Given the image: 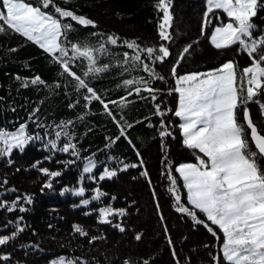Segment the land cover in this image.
<instances>
[{
	"label": "trees",
	"instance_id": "16d2710c",
	"mask_svg": "<svg viewBox=\"0 0 264 264\" xmlns=\"http://www.w3.org/2000/svg\"><path fill=\"white\" fill-rule=\"evenodd\" d=\"M28 2L35 4L36 0ZM55 3L94 22V25L82 26L65 20L73 24L67 37L71 43L96 46L108 35L119 37L117 46H109L110 55L100 57L101 64L112 67L90 81L97 94L105 100H117L127 96L128 90L120 87L124 79L137 76L148 78V74L141 70L121 75L119 63L125 51L131 54V50L123 46L124 40H135L141 47L163 43L158 37V23L163 15L156 8L158 0H55ZM171 11L174 39L169 47L172 55L163 64L156 65V72L165 79L152 81L162 95L156 102L133 95L128 98L131 102L124 109L118 105L110 106L118 120L123 116L125 121L134 125L128 130L127 138L122 137L111 147L106 145L110 143V138L119 135V129L103 107L95 101L85 105L83 96L86 93L78 91L74 80L65 75L61 66L38 45L11 31L0 33V130L13 132L21 124H26L27 134L39 133L43 137L45 128H38L32 118L34 110L38 108L36 115L39 122L46 126L49 133H54L55 126L61 121L74 122L68 130L80 152L77 160L68 153L53 152L50 147H45L47 139L55 138L53 134L46 139L31 141L22 152L14 150L10 157L13 161L11 165L8 158L0 157V181L4 178L8 180V184L0 188L2 198L11 203L17 195L32 197L30 205L24 204L28 209L24 213L18 210L9 213L0 209V235L14 231V224L7 229L3 225L8 221L15 222L18 217H23L25 227L9 245L0 246V253H11V259L0 261V264H51L61 256L66 259L80 258L89 264H124L125 260L142 264L145 259L149 264H214L212 257L217 254L221 255L224 264L220 252L223 235L219 229L210 225L205 216L197 211L198 218L205 220L217 232V240L203 224H196L191 217L175 210L174 196L168 191L169 181L162 174L167 167L164 161L171 164L182 202L187 205L183 181L174 168L181 163H194L195 155L182 143L179 118L171 113L165 122H171L175 138L161 139L158 135L161 118L154 115V109L155 103H161L162 108L171 109L172 113L176 109L177 94L167 93L175 87L171 69L185 46L193 45L180 63L178 75L206 72L230 59L235 60L242 70L250 64V60L246 54H236L238 46L229 50L215 49L209 41L211 28L206 35H201L205 0H173ZM219 15L222 20L225 19L222 12ZM253 22L264 29V10L258 12ZM218 23L214 21L213 26ZM73 70L81 74L86 68L74 65ZM17 76L22 79L17 80ZM35 76H40L47 86H21L24 79ZM141 95L148 94L145 92ZM261 99L264 100V97ZM70 104L77 106L69 107ZM249 109L254 122L264 127V117L260 115L258 106L252 103ZM238 119L243 123L242 109ZM58 146H62V143L58 142ZM137 152L140 153L139 157ZM49 156L51 159H46ZM108 157L114 159L109 160ZM87 158L96 161L97 168L93 172L97 177L105 167L117 170V175L102 181L87 178L81 181L82 167ZM140 159L143 160L142 167L119 171L122 167L120 161L131 164L139 163ZM70 160H76V163L69 164ZM36 161L41 163L33 167ZM259 163L264 167V160ZM39 168L62 173L60 177L53 178L51 189L41 190L48 177ZM144 170L149 174L151 185L141 175ZM83 175L87 177L89 174ZM80 186L86 188L84 197L73 194ZM11 187L16 192H5L6 188ZM97 187L108 195L99 201H92L88 206L81 205V199H91ZM106 206L126 210V216L109 217L113 224H123L125 232L121 233L111 224L99 223L97 210ZM88 212L92 214L85 215ZM74 224L80 225L89 236L75 233ZM137 234L141 235L140 240L135 239ZM92 236L102 239L89 243ZM169 237L172 245L168 243Z\"/></svg>",
	"mask_w": 264,
	"mask_h": 264
},
{
	"label": "snow or ice",
	"instance_id": "6c2138e0",
	"mask_svg": "<svg viewBox=\"0 0 264 264\" xmlns=\"http://www.w3.org/2000/svg\"><path fill=\"white\" fill-rule=\"evenodd\" d=\"M172 6L173 0H158L156 4L157 10L163 13L158 23V37L163 43L158 46L141 47L135 40L122 42L123 46L131 50V54L128 51L123 53V59L119 63L121 75L141 70L148 74V78L137 76L124 79L120 87L128 90L127 96L117 100H105L97 94L94 87L90 86V81L99 74L108 72L112 67L110 64H101L100 57L110 55L109 46H117L120 43L119 37L108 35L96 46L73 44L67 40L68 33L73 28L71 22L82 26L94 25L91 19L57 5L55 0H36L35 4L28 0H0V33L11 31L38 45L61 66L65 75L74 80L76 89L86 93L83 96L85 105L95 101L103 107L119 129V135L110 138V143L106 145L111 147L122 137L127 138L128 130L134 125L125 121L123 116L118 120L110 106L118 105L124 109L131 102L128 98L133 95L154 102L158 100L159 95H162L160 90L153 86L152 81L165 79L156 72V65L163 64L172 55L169 47V43L174 39L171 32ZM260 10H264V0H205L201 35H206L211 28L209 39L215 49L229 50L238 46L236 54H246L250 64L241 70L238 63L230 59L220 67L207 72L178 75L177 69L180 63L193 47L189 44L179 53V58L171 69L175 87L167 94L178 95L174 113L171 109L162 108L161 103H155L154 109V115L161 118L158 132L161 139L175 138L171 122H165L166 117L171 113L181 121L178 127L184 146L192 150L195 155V163H181L174 168V172L179 174V178L183 181V188L187 193V205L190 207L182 202L177 177L173 175L171 164L164 161L167 167L162 174L169 181L168 191L174 196L175 210L191 217L194 223L203 224L217 240H219L217 232L205 220L198 218L197 211L205 216L210 225L219 229L223 235L221 252L224 264H264V167L259 163L264 160V127H259L254 122L249 109L250 104H256L260 115L264 117V100L261 99L264 97V29L253 22ZM221 11L228 18L226 23L219 15ZM65 20L71 22L66 23ZM214 21L219 23L213 26ZM74 65L84 66L86 70L78 74L73 70ZM16 79L22 78L17 76ZM32 85L47 86L40 76L24 79L21 86L27 88ZM145 92L147 96L141 95ZM76 106V104L69 105V107ZM241 109L243 123L238 119ZM38 112L39 109H35L32 118L38 128H45L44 136L39 133L27 134L26 124H21L13 132L0 130V157L8 158V163L11 165L13 161L10 157L14 150L18 149L22 152L31 141L46 139L54 134L55 138L47 139L45 147H50L53 152L68 153L78 160L80 152L77 144L73 142V135L68 130L74 122L61 121L55 126L54 133H49L46 126L39 122L36 115ZM141 122L143 121L137 123ZM58 142H61L62 146H58ZM136 155L139 157L140 153L137 152ZM46 159L50 160L51 156ZM108 159L114 158L108 157ZM40 163L41 161H36L33 167H38ZM68 163L74 164L76 160H70ZM120 163L122 167L119 171L143 166L142 159L139 163L129 164L123 161ZM95 168H97L96 161L87 158V162L82 167L81 181L85 178L102 181L117 175V170L105 167L103 173L97 177L93 172ZM39 171L48 177V182L43 185L42 191L44 188L51 189L53 178L62 175L60 171H50L48 168H39ZM83 174L89 175L85 177ZM141 175L151 185L147 170L142 171ZM7 184L8 180L4 178L0 181V188ZM93 191L94 195L91 199H81V205L88 206L92 201H99L108 195L99 187ZM5 192H16V189L6 188ZM85 192L86 188L80 186L73 191V194L84 197ZM153 195L155 196L154 190ZM31 203V196L17 195L9 203L0 195V209L9 213L17 210L24 213L28 210L24 204ZM97 211L99 223L111 224L121 233L126 231L123 224H113L109 218L126 216V210L106 206ZM91 214L85 213V215ZM22 221L23 217H18L15 222L8 221L3 225V228L7 229L9 225L14 224L15 230L8 235H0V246L9 245L25 230ZM73 230L80 236H89V233L78 224L73 225ZM100 239L102 237L92 236L89 243ZM135 239L140 240L141 235L137 234ZM168 243L172 245L170 237ZM173 256H176L174 249ZM10 259L11 253H0V261ZM212 259L214 264H222L220 254L213 256ZM51 264H89V262L80 258L66 259L61 256ZM124 264H132V262L125 260ZM142 264H149V261L145 259Z\"/></svg>",
	"mask_w": 264,
	"mask_h": 264
},
{
	"label": "rangeland",
	"instance_id": "374dc122",
	"mask_svg": "<svg viewBox=\"0 0 264 264\" xmlns=\"http://www.w3.org/2000/svg\"><path fill=\"white\" fill-rule=\"evenodd\" d=\"M221 12H222V11H221ZM222 13H223V12H222ZM223 14H224V13H223ZM224 16H225V19L223 20V22L226 23L228 18L226 17L225 14H224ZM218 22H219V21H218ZM215 25H216V24H215ZM215 25H214V26H215ZM210 34H211V33H210ZM209 37H210V35H209ZM209 41H210V39H209ZM220 66H221V65H219L218 67H220ZM218 67H217V68H218ZM215 69H216V68H215ZM212 70H213V69H212ZM206 72H207V71H206ZM191 73H192V72H191ZM177 96H178V95H177ZM177 103H178V101H177ZM176 107H177V106H176ZM179 121H180V120H179ZM180 122H181V121H180ZM180 122H179V123H180ZM182 143H183V138H182ZM195 162H196V161H195ZM195 162H194V163H195ZM222 243H223V238H222V242H221V246H220V252H221V249H222ZM221 253H222V252H221Z\"/></svg>",
	"mask_w": 264,
	"mask_h": 264
},
{
	"label": "water",
	"instance_id": "95a60500",
	"mask_svg": "<svg viewBox=\"0 0 264 264\" xmlns=\"http://www.w3.org/2000/svg\"><path fill=\"white\" fill-rule=\"evenodd\" d=\"M242 119H243V110H242ZM250 143H251V141H250ZM253 149L255 150L254 146H253Z\"/></svg>",
	"mask_w": 264,
	"mask_h": 264
}]
</instances>
